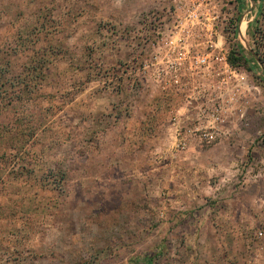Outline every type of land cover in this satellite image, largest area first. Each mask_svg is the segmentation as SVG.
<instances>
[{
	"label": "rangeland",
	"instance_id": "1",
	"mask_svg": "<svg viewBox=\"0 0 264 264\" xmlns=\"http://www.w3.org/2000/svg\"><path fill=\"white\" fill-rule=\"evenodd\" d=\"M234 1L221 40L242 20L249 61L187 155L142 70L175 0H0V264H264V0Z\"/></svg>",
	"mask_w": 264,
	"mask_h": 264
},
{
	"label": "built area",
	"instance_id": "2",
	"mask_svg": "<svg viewBox=\"0 0 264 264\" xmlns=\"http://www.w3.org/2000/svg\"><path fill=\"white\" fill-rule=\"evenodd\" d=\"M217 6V0H175L176 15L166 22V30L157 28L150 40L149 59L142 64V70L150 72L168 95L174 92L179 96L177 103L182 106L170 110L174 132L179 138L177 151L189 149L192 139L200 144L213 143L223 134L220 123L236 103L234 70L228 56L231 50L237 53V38L243 46V21L227 22L233 40L231 45L227 40L222 42L220 30L226 23L220 18ZM188 121L197 123L191 125ZM257 235L263 237L264 232L261 230Z\"/></svg>",
	"mask_w": 264,
	"mask_h": 264
},
{
	"label": "crops",
	"instance_id": "3",
	"mask_svg": "<svg viewBox=\"0 0 264 264\" xmlns=\"http://www.w3.org/2000/svg\"><path fill=\"white\" fill-rule=\"evenodd\" d=\"M156 104V103H155ZM165 104H168V102H166V103H163L162 105L163 106H165ZM152 120V119H151ZM170 130L172 131V132H174V128H172V126H171V128H170ZM155 131H157V130H155ZM173 148H171V150H172ZM199 150H200V148H196V147H191L190 149H188L187 150V155H190V154H194V153H199ZM174 151V150H173ZM176 153H177V151H175ZM184 163V162H183ZM193 165H195L194 164V162L193 161H187L186 163H184V164H182V169H184V172L182 171V174H178V175H176L177 174V172H176V168H175V165H171L170 166V168H171V171H172V173L173 174H175V175H171V179H174L175 177H180V179H182V185H183V187L184 186H186L187 184H189V183H192V182H189L188 181V178H191L192 176L194 177L193 179H194V181L196 182L197 181V183L199 184L200 183V180H201V178H200V173L201 172H199V167H197V170L193 173L192 172V170H193ZM203 174V173H202ZM169 176V175H168ZM202 179H203V176H202ZM202 182V181H201ZM199 193V192H198Z\"/></svg>",
	"mask_w": 264,
	"mask_h": 264
},
{
	"label": "trees",
	"instance_id": "4",
	"mask_svg": "<svg viewBox=\"0 0 264 264\" xmlns=\"http://www.w3.org/2000/svg\"><path fill=\"white\" fill-rule=\"evenodd\" d=\"M229 58L233 65H238L239 63H247L249 61L248 51L239 44V49L237 53L234 50H231Z\"/></svg>",
	"mask_w": 264,
	"mask_h": 264
},
{
	"label": "bare ground",
	"instance_id": "5",
	"mask_svg": "<svg viewBox=\"0 0 264 264\" xmlns=\"http://www.w3.org/2000/svg\"><path fill=\"white\" fill-rule=\"evenodd\" d=\"M241 30H242V26H241Z\"/></svg>",
	"mask_w": 264,
	"mask_h": 264
}]
</instances>
